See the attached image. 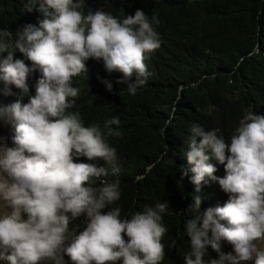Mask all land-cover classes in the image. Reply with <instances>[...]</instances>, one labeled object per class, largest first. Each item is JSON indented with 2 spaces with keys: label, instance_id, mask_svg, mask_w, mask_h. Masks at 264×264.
Here are the masks:
<instances>
[{
  "label": "clouds",
  "instance_id": "clouds-1",
  "mask_svg": "<svg viewBox=\"0 0 264 264\" xmlns=\"http://www.w3.org/2000/svg\"><path fill=\"white\" fill-rule=\"evenodd\" d=\"M25 7L38 11V24L18 28L15 38L0 29V53L7 52L0 59V201L6 207L0 258L66 264V254L73 264H163L168 202L145 205L130 218L111 207L121 197V181L107 137L121 135L119 117L100 126L70 112L80 93L73 78H87L86 65L95 91L97 78L109 91L118 83L136 94L161 45L159 18L138 9L121 19L85 0H28ZM17 50L23 59H14ZM189 132L186 157L197 195L188 209L194 218L185 224L186 264H264V115L247 111L230 144L198 123ZM209 150L224 165V177H217ZM188 171L181 168V180ZM206 178L218 181L226 196L201 212Z\"/></svg>",
  "mask_w": 264,
  "mask_h": 264
},
{
  "label": "trees",
  "instance_id": "trees-1",
  "mask_svg": "<svg viewBox=\"0 0 264 264\" xmlns=\"http://www.w3.org/2000/svg\"><path fill=\"white\" fill-rule=\"evenodd\" d=\"M27 3L0 0V29L10 30L13 38L18 28L38 24V11L27 12ZM85 4L121 19L138 9L159 18L161 45L150 54L151 75L136 94L128 93L127 84L115 83L114 92L109 91L97 78L95 91L86 65L87 78H73L80 93L70 112L100 126L119 117L121 135L107 137L117 150L121 181V197L111 207L119 206L121 217L130 218L145 205L167 201L163 264H186L191 240L185 224L194 218L188 209L197 195L186 157L189 129L193 123L217 129L230 144L247 111L264 115V0H85ZM6 56L7 52L0 53V59ZM23 58L18 50L14 53V59ZM207 154L216 169L218 164L217 177H224V165L211 150ZM182 167L189 169L183 180ZM206 180L199 193L201 212L220 206L216 200L226 196L218 181ZM84 221L82 215L81 229ZM64 260L73 264L66 254Z\"/></svg>",
  "mask_w": 264,
  "mask_h": 264
},
{
  "label": "rangeland",
  "instance_id": "rangeland-1",
  "mask_svg": "<svg viewBox=\"0 0 264 264\" xmlns=\"http://www.w3.org/2000/svg\"><path fill=\"white\" fill-rule=\"evenodd\" d=\"M4 211H6V207L3 204V202L0 201V214H3ZM22 215L24 216L25 219L27 218V214H22ZM0 264H9V261H7L6 259L0 258Z\"/></svg>",
  "mask_w": 264,
  "mask_h": 264
}]
</instances>
